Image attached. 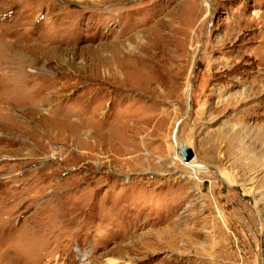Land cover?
I'll return each mask as SVG.
<instances>
[{
	"label": "rangeland",
	"instance_id": "rangeland-1",
	"mask_svg": "<svg viewBox=\"0 0 264 264\" xmlns=\"http://www.w3.org/2000/svg\"><path fill=\"white\" fill-rule=\"evenodd\" d=\"M0 264H264V0H0Z\"/></svg>",
	"mask_w": 264,
	"mask_h": 264
},
{
	"label": "bare ground",
	"instance_id": "bare-ground-1",
	"mask_svg": "<svg viewBox=\"0 0 264 264\" xmlns=\"http://www.w3.org/2000/svg\"><path fill=\"white\" fill-rule=\"evenodd\" d=\"M204 3L207 5V3H208V0H204ZM207 13H205V15H206ZM144 37H146V36H144ZM140 39V38H139ZM136 40V42L137 43H139L140 42V40ZM147 44H148V42L146 41V39H145V41H142V43L141 44H138V46L140 45L141 46V49L142 48H144V49H147L148 50V46H147ZM137 46V47H138ZM147 46V47H146ZM140 49V48H139ZM138 49V50H139ZM143 49V50H144ZM147 50H146V52H147ZM145 51V50H144ZM139 52H141V50L139 51ZM150 52V51H149ZM141 53H143V52H141ZM114 70V69H113ZM116 71V70H115ZM114 71V72H115ZM107 73V72H106ZM119 73V72H118ZM107 79H109V78H111V75H110V72H108L107 74ZM123 80V79H122ZM34 103V102H33ZM181 148V150H180V152H181V155L182 154H185L186 155V157H187V159H188V156H191V152H190V148H188V147H185V146H180ZM186 164H188V163H186ZM187 166H189L190 167V169L192 170V171H194L195 172V167L194 166H190L189 164L187 165Z\"/></svg>",
	"mask_w": 264,
	"mask_h": 264
}]
</instances>
